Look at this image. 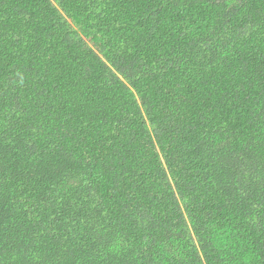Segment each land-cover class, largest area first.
Instances as JSON below:
<instances>
[{
  "label": "trees",
  "instance_id": "16d2710c",
  "mask_svg": "<svg viewBox=\"0 0 264 264\" xmlns=\"http://www.w3.org/2000/svg\"><path fill=\"white\" fill-rule=\"evenodd\" d=\"M0 264H264V0H0Z\"/></svg>",
  "mask_w": 264,
  "mask_h": 264
}]
</instances>
